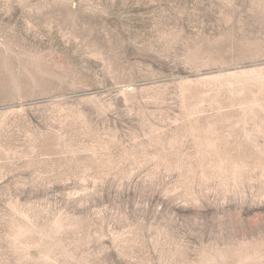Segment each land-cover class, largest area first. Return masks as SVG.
<instances>
[{"label":"rangeland","instance_id":"1","mask_svg":"<svg viewBox=\"0 0 264 264\" xmlns=\"http://www.w3.org/2000/svg\"><path fill=\"white\" fill-rule=\"evenodd\" d=\"M0 264H264V0H0Z\"/></svg>","mask_w":264,"mask_h":264}]
</instances>
